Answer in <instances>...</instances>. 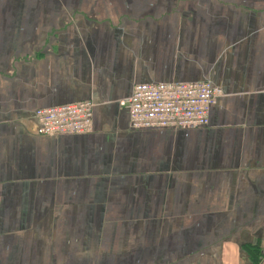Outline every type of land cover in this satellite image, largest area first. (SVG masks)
<instances>
[{"label":"crops","instance_id":"obj_1","mask_svg":"<svg viewBox=\"0 0 264 264\" xmlns=\"http://www.w3.org/2000/svg\"><path fill=\"white\" fill-rule=\"evenodd\" d=\"M210 82L197 131H134L140 83ZM92 102L93 131L34 112ZM264 264V0H0V264Z\"/></svg>","mask_w":264,"mask_h":264},{"label":"built area","instance_id":"obj_2","mask_svg":"<svg viewBox=\"0 0 264 264\" xmlns=\"http://www.w3.org/2000/svg\"><path fill=\"white\" fill-rule=\"evenodd\" d=\"M223 90L210 82L140 83L121 101L134 131L184 130L207 127L211 109ZM92 102L39 109L34 112L38 133L44 136L86 134L93 131Z\"/></svg>","mask_w":264,"mask_h":264},{"label":"rangeland","instance_id":"obj_3","mask_svg":"<svg viewBox=\"0 0 264 264\" xmlns=\"http://www.w3.org/2000/svg\"><path fill=\"white\" fill-rule=\"evenodd\" d=\"M223 96H224V94H223ZM223 96H222V97H223ZM252 258H253V262H254V264H257V263H258V259H259V257H254V256H253Z\"/></svg>","mask_w":264,"mask_h":264}]
</instances>
